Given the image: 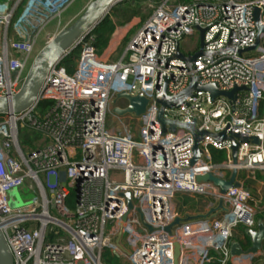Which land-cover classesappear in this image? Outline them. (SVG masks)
I'll list each match as a JSON object with an SVG mask.
<instances>
[{"label": "built area", "instance_id": "built-area-1", "mask_svg": "<svg viewBox=\"0 0 264 264\" xmlns=\"http://www.w3.org/2000/svg\"><path fill=\"white\" fill-rule=\"evenodd\" d=\"M22 1L0 0V95L19 90L38 53V30L73 0H29L14 20ZM255 6L264 24V0L152 3L151 14L136 24L141 25L118 60L102 59L89 35L80 44L74 68L68 70L61 62L52 69L31 110L0 116V228L14 264H103L107 247L126 256L129 264H174L176 242L179 264H241L230 255L234 230L256 228L259 210L264 212V200L245 185L247 179L258 182V172L264 175V37L259 50L239 52L256 41ZM197 26L205 29V51L227 45L232 49L199 56L190 69L176 53L186 39L199 38ZM198 49L199 43L188 54L181 51L189 55ZM193 74L201 84L215 83L221 90L247 88L237 93L233 105L227 97L212 99L199 90L187 104L164 109L166 118L196 120L201 130L218 133L229 127L243 137L258 138V144L240 143L237 166L245 176L238 178L240 187L224 195L211 181H197L196 176L211 172L227 179L234 167L232 142L205 136L201 158L191 165V133L177 128L162 136L157 120V96L165 82L167 93L177 95ZM120 91L142 92L150 103L141 117L116 115L126 124L107 129L111 100ZM42 101L52 102L44 112L38 109ZM22 126L41 135L35 148L22 146ZM214 151L225 158L216 162ZM27 184L36 187L40 199L12 208L11 193ZM127 191L134 204L130 212L120 195ZM179 193L212 198L209 206L222 196L228 212L185 224L169 235L164 227L177 214L190 211H181V204L176 210ZM120 229L125 251L115 244ZM263 251L252 257L257 264L264 260Z\"/></svg>", "mask_w": 264, "mask_h": 264}, {"label": "water", "instance_id": "water-1", "mask_svg": "<svg viewBox=\"0 0 264 264\" xmlns=\"http://www.w3.org/2000/svg\"><path fill=\"white\" fill-rule=\"evenodd\" d=\"M124 0H91L85 8L65 27L56 33L36 54L31 66L17 92L12 93L9 91L4 95H0V116L7 114H17L31 110L39 100L43 85L54 67H56L62 60L68 56L72 51L80 46V44L90 35V33L110 14L112 9ZM253 19L257 29L256 41L253 45L239 52L248 50H259L260 43L264 37V24L261 19V10L255 6L253 10ZM199 32V49L194 54L186 55L178 49L176 57L185 61L188 68H192L194 61L202 55H218L232 49L231 45H227L224 49L217 51L207 52L204 50V33L205 29L197 26ZM167 81L161 93L157 96V100L161 107L157 114V120L161 126V135L164 136L167 132H174L177 128L187 129L193 137L192 159L190 164L194 165L203 153L200 148L205 136H210L216 141L230 140L232 142V160L234 167L230 176L227 179L215 176L209 172L204 175H197V181H211L215 186L219 187L220 192L224 195L230 188H237L241 186L239 181V168L238 164V150L240 143H248L252 141L258 144L259 140L256 137H243L240 134L232 132L227 127L218 133H212L205 129L201 130L197 126L196 120L192 122H184L176 119H169L164 116L165 108H177L182 104H187L186 100L192 96L195 91L203 90L210 93L212 99L219 96L227 97L230 99L232 105L236 101L238 92L246 90L245 86H235L233 89L226 91L221 90L215 83L201 84L199 77L195 74L191 75L189 84L177 95H169L166 91ZM120 100L126 101L125 107L119 106ZM150 103V98L144 93L139 92L135 95L127 91H120L115 94L111 100L112 112L123 117L125 115H134L141 117L146 113L147 107ZM246 191L249 188H245ZM121 196L125 197L128 206V212L134 209V204L131 196V191L121 192ZM181 203L177 201L176 210ZM140 215L142 224L148 228L150 232L153 227L144 221L143 213L139 208H136ZM228 212V207L225 205V200L221 196L206 210L194 212L190 210L183 215L177 214L172 222L164 227V230L169 235H174L176 230L185 224L202 223L211 221L217 218L221 213ZM127 214L122 218L123 222L127 219ZM123 225H121V228ZM142 232V230H140ZM122 237V229H120L116 246L125 251L123 245L120 243ZM244 237L248 240L249 244L239 240H232L230 243V255L232 258H239L245 255H255L264 249V221H259L256 228L247 229L244 232ZM180 245L175 243L174 251V264H179ZM0 264H14V256L12 250L7 242L3 230L0 228Z\"/></svg>", "mask_w": 264, "mask_h": 264}, {"label": "rangeland", "instance_id": "rangeland-1", "mask_svg": "<svg viewBox=\"0 0 264 264\" xmlns=\"http://www.w3.org/2000/svg\"><path fill=\"white\" fill-rule=\"evenodd\" d=\"M28 1L29 0H23L22 1V4L19 6L18 10L15 13L14 20H17L18 17L21 15V13L25 10V7H26ZM89 1L90 0H73L70 4H68V5L65 4L64 6H62L61 10H59L58 12L55 11L53 13L52 20L46 26L41 27L37 32L38 33V41H37V45H36L35 54L37 52H39V50L44 46V45L42 46V44L45 41L46 35H48V41H49V39H51L64 26H66L74 17H76V15H78V13L83 10L85 5ZM151 5L152 4H150V3L148 5H146L143 8L142 13L139 16H134V18L132 17L131 20L127 21L128 23H126L125 25L120 24V23H125L126 19L121 18L119 15V12H118V14H116L115 12L117 10L111 11L110 15H111V18L114 19V21L117 23V28H124L127 25L131 24L132 22L133 23H135L136 21L138 22V20H140L139 23H141V22L143 23L147 19V17L151 14V12L153 10ZM140 25L135 26L134 30L130 34L131 36L137 31V29L140 27ZM91 37H93V36H91ZM198 39L199 38H197V36H193V37L186 39L181 44V50L188 54L187 51L189 48H193V47L197 46V44L199 43ZM81 53H82V51H80V54ZM80 54H79V56H80ZM30 64H31V60L28 64V67L31 66ZM24 75H25V72H24L23 76ZM119 103L124 105V104H126V101L121 100ZM120 119L121 120H117L115 114L109 113L107 115V129H109L112 126V127H115L116 130H118V128H119V126H121V124L122 125L126 124V122H127L126 119H122V118H120ZM119 122H122V123H119ZM40 138H41V135L38 132L31 130V129L24 128V126L21 127L20 141H21V144L25 150H27L26 149L27 145L31 146L32 148H35V146H36L37 142H39ZM255 183L256 182H254V180H253V181H250L249 184L255 185ZM35 199H40L39 192L37 191L35 186L33 188H31L30 184L29 185L27 184L26 187H24V188H17L15 190H13V192L11 193L10 205L12 208H18V207L24 208L27 205H30L31 203H33ZM176 199L180 203L182 202V200H185V203L187 205L188 204L193 205L195 203L194 208L197 207L196 209H198V210H205L206 207H208L210 205V203L212 202V200H207L206 198H197L196 199V198H193V196H189V195H187L186 197H180L179 195H176ZM260 211L261 210H259L258 215L264 214V212H260ZM258 215H257V217H259ZM110 255H113V256H116L117 258H119V261L121 264H129L126 256H123V255L119 254L118 252H116L113 249H110L108 247L104 248V250H103V255H102L103 264H108L106 256H110Z\"/></svg>", "mask_w": 264, "mask_h": 264}, {"label": "trees", "instance_id": "trees-1", "mask_svg": "<svg viewBox=\"0 0 264 264\" xmlns=\"http://www.w3.org/2000/svg\"><path fill=\"white\" fill-rule=\"evenodd\" d=\"M162 0H124L121 3H119L116 7H114L112 9V11H116L115 13L118 14L121 18L126 19L125 23H120L121 25H125L126 23H128L127 21L131 20V18L134 16H139L142 13L143 8L150 4H159ZM176 2H183V3H187L191 0H175ZM130 15V16H129ZM119 17V16H118ZM117 27V23L114 21V19L111 18V15L109 14L108 16H106V18L90 33V36H93L94 41H93V46L96 50V53L99 55L104 48L106 47V45L109 42V39L112 36V33L114 32L115 28ZM88 40V38L86 39ZM81 51V47L79 46L78 48H76L74 51H72L68 56H66L63 60H62V64L64 66H66L68 68V70H71L72 68H74V66L77 63V60L79 59V54ZM52 105V102L50 101H42L38 104V109L41 110L42 112H44L45 110H47L48 108H50V106ZM214 160L217 161H221L225 158V154L223 152H217L214 151ZM240 177H244L245 174L240 172L239 173ZM258 178H262L261 175L259 174V172L257 173ZM250 179H247L245 182V185L248 186L250 189L254 186L249 184ZM180 197H186L188 194L185 193H179L178 194ZM189 196H193V198H206L207 200H213L212 198L209 197H202V196H198V195H189ZM197 201V200H196ZM195 203L193 205H187L185 203V200H182L181 202V206L180 209L181 211H186V210H193L194 212H199L202 210H198L196 208H194ZM264 209V208H262ZM244 243H246L245 241H243ZM107 258V263L108 264H121L119 261V258H117L116 256L110 255V256H106Z\"/></svg>", "mask_w": 264, "mask_h": 264}, {"label": "crops", "instance_id": "crops-1", "mask_svg": "<svg viewBox=\"0 0 264 264\" xmlns=\"http://www.w3.org/2000/svg\"><path fill=\"white\" fill-rule=\"evenodd\" d=\"M139 21L140 20H138V22ZM138 22L137 21L135 23L132 22L131 24L127 25L124 28H117L116 27L115 30H114V32L112 33L111 38L109 39L108 44L106 45V47L104 48V50L99 54V56L102 59H105V60H113V61L118 60L121 57V55L124 53V51L126 49V46H127L128 42H129V40L131 38V35L130 34L134 30V28H135V26H136V24ZM47 42H48V35H46L45 41L43 42L42 46L45 45ZM259 174L261 175L262 178H259V181L256 182L255 185L251 188V191L253 192L255 198L261 197L264 200V175L261 172H259ZM263 207H264V205H263ZM207 208L208 207H206V209ZM202 211H204V210H202ZM258 216H259V217H257L258 218V221H264V214L258 215ZM244 232L245 231L243 230V228H238V229L236 228L234 230V234H233L232 240H239V241H242V242L245 241L246 242L245 244L248 245L249 242L244 237ZM263 253H264V251H263ZM255 255H245V256L239 257V262L241 264H257L256 261L254 262L255 259L252 258ZM257 255L259 257V254H257ZM259 264H264V261L262 263H259Z\"/></svg>", "mask_w": 264, "mask_h": 264}, {"label": "bare ground", "instance_id": "bare-ground-1", "mask_svg": "<svg viewBox=\"0 0 264 264\" xmlns=\"http://www.w3.org/2000/svg\"><path fill=\"white\" fill-rule=\"evenodd\" d=\"M55 8L58 9V7H56V6H54L52 9H55ZM48 13L51 15V12L50 11Z\"/></svg>", "mask_w": 264, "mask_h": 264}]
</instances>
